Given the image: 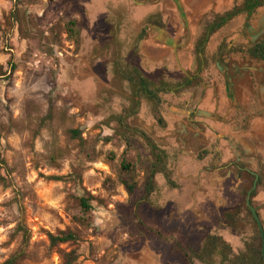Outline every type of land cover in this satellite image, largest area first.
<instances>
[{
  "label": "rangeland",
  "instance_id": "rangeland-1",
  "mask_svg": "<svg viewBox=\"0 0 264 264\" xmlns=\"http://www.w3.org/2000/svg\"><path fill=\"white\" fill-rule=\"evenodd\" d=\"M91 1L0 0V264H200L183 252L199 253L208 236L222 238L233 260L253 238L243 203L255 179L239 176L236 166L261 178L253 206L264 226V135L253 127L264 123V105L252 74L237 71L256 64L234 60L228 93L236 108L222 140L195 119L214 82L206 77L212 61L203 89L201 81L180 88L178 64L147 72L140 66L146 31L161 21L159 11L145 12L158 0H110L96 11ZM215 45L207 43L201 57L190 49L194 64L182 67L195 73ZM136 68L156 99L140 89ZM176 109L180 128L165 119ZM147 139L165 153L166 174L155 176L144 200L156 162ZM179 155L180 168L192 156L199 164L192 180H180ZM122 163L132 166L133 195L121 183ZM87 198L90 211L81 206ZM234 211L238 230L225 223ZM62 233L75 240L52 246L49 236Z\"/></svg>",
  "mask_w": 264,
  "mask_h": 264
},
{
  "label": "crops",
  "instance_id": "crops-1",
  "mask_svg": "<svg viewBox=\"0 0 264 264\" xmlns=\"http://www.w3.org/2000/svg\"><path fill=\"white\" fill-rule=\"evenodd\" d=\"M110 0H93L91 1L90 6L94 7V10H99L100 4L108 3ZM182 4L184 17L186 22L188 23L189 28V42L187 46L185 42L180 44V39H185L184 27L182 24L181 17H179L178 12L174 5V0H158L156 5H149L146 10V16L153 15L154 13H161V21L156 24L153 23L150 25V29L147 31V36L140 48L141 55V64L142 70L147 72L148 70L155 71L161 67L167 66V68L171 69L172 64H178L177 58L181 59L183 65L192 66L193 60L191 58H187V53L189 47H191L192 39L200 37V24L202 22H207L211 20L214 16L223 15L226 12L231 11L233 8H240L244 4V0H180ZM157 29H162L165 34H162ZM242 29V30H241ZM240 30L243 31V34L247 36L249 40L257 38L259 34L264 33V6L258 8L251 16H247L245 13H240L236 17H234L231 21H229L228 25L219 30L211 39L214 42V45L218 46V41L221 39L229 38L236 42L239 40ZM213 39H216L214 41ZM169 40H175L179 45H181L178 49L177 53L175 52L173 45ZM210 41V46H211ZM215 45V46H216ZM212 47V49L215 48ZM216 49V48H215ZM214 50L211 53L214 54ZM236 59V60H235ZM239 58H234L237 61ZM240 60V59H239ZM229 62V59L225 61ZM256 64L253 66L249 65H241L237 68V71L251 73L250 79L255 82L256 90H258V94L260 96L259 101L264 105V67L263 64ZM235 67L236 65L233 64ZM261 67V68H260ZM188 69V68H187ZM218 93V89H217ZM219 95V96H218ZM178 102H180V97L176 98ZM228 102L223 98L222 88L219 87V93L216 95V99L214 100L211 96V93L208 92L207 95L200 97L198 100V112L196 113L195 119L198 122L204 121L209 123L210 132L218 133L216 135L219 138H222L223 135L230 132L232 129L231 124H228V119H230V115H232V107L228 106L226 110L224 108ZM176 114L165 117L168 123L177 124L178 128H180V110L176 109ZM254 122L253 127L257 130L254 131L256 135H264L262 131L264 130V123L261 121L260 124H256ZM260 127V128H259ZM254 130V129H252ZM251 132H246V134H250ZM252 134V133H251ZM253 135V134H252ZM226 147H221V151L223 153L227 152ZM247 151L248 147L246 148ZM225 163V160H222ZM199 164L196 163V160H187L181 164L180 168V155L178 156V175L182 173L183 178L180 179L182 181L192 180L189 174H191Z\"/></svg>",
  "mask_w": 264,
  "mask_h": 264
},
{
  "label": "trees",
  "instance_id": "trees-1",
  "mask_svg": "<svg viewBox=\"0 0 264 264\" xmlns=\"http://www.w3.org/2000/svg\"><path fill=\"white\" fill-rule=\"evenodd\" d=\"M16 2L17 4L23 3L30 0H11ZM65 1V0H64ZM72 4L71 2L69 3ZM264 6V0H245L244 4L240 8H234L230 12L224 14L221 17H218L216 22L209 26L208 30L209 33H212L219 29L220 27L224 26L227 22L232 20L234 17L239 15L240 13H247L248 15L253 14L258 8ZM73 25V24H71ZM249 55L252 59L262 61L264 62V37L263 39L251 47L249 50ZM135 74L137 76V79L139 80V87L144 92V94L149 99H156V92L155 90L151 89V85L142 75L138 68L135 70ZM76 135L78 132H74ZM151 145L152 153L156 156V162H154L147 173V176L145 178L144 183V200L148 199L155 190V176L158 173H165L166 167H164V160L166 158V155L164 152L158 150L156 146H154L149 139H147ZM122 178L121 183L127 190L128 194L133 195L136 191L137 184L127 179V175H131L133 173L132 166L126 163H122ZM236 172L239 176H247L251 179H254V177L248 173L244 172V170L240 167L236 166ZM166 174V173H165ZM126 176V178H125ZM124 177V178H123ZM167 178V176H166ZM255 180V179H254ZM168 181H170V178H168ZM261 184V178L259 177V180L257 182V186ZM253 187V183L250 182L248 186H246V189L251 190ZM256 195V190H254L251 194V203H253V198ZM92 198L82 199L81 200V206L85 211H90L92 209L91 202ZM243 206L247 210V221L248 224L253 229V238L250 243L246 244V249L244 252L238 254L234 257L233 260L229 261L228 256V250L230 249L229 245L226 244L222 238L218 236H208L204 242L203 248L199 253L194 252L192 249H186L184 250L183 254L186 258V261L188 263H192L194 261H198L200 264H226L227 262H230L231 264H264L262 260L261 255V246L262 241L260 238V234L257 228V224L254 221L251 212L246 206V202L243 203ZM259 214V213H258ZM238 212H230L228 214H225V223L229 228H232L234 230H238L240 226V222L242 220L238 217ZM260 216V214H259ZM50 243L52 246H58L59 244H65L71 241L75 240V236L71 233H62L60 236H49ZM67 257L72 258V254H69ZM72 261H69L68 264H72ZM4 264H16V259L12 258L10 260H7Z\"/></svg>",
  "mask_w": 264,
  "mask_h": 264
},
{
  "label": "flooded vegetation",
  "instance_id": "flooded-vegetation-1",
  "mask_svg": "<svg viewBox=\"0 0 264 264\" xmlns=\"http://www.w3.org/2000/svg\"><path fill=\"white\" fill-rule=\"evenodd\" d=\"M226 13H228V12H226ZM245 14H247V13H245ZM223 15L214 16L211 20H209L207 22H202L200 24V31L199 32H200L201 35H200L199 38H193L192 39L191 47H189V49L187 50L188 51L187 54H190V49H193V51H195L199 55V57H201V55H204L206 44L207 43L209 44V42L211 41L212 37L219 30H221L223 27H225L229 23V22H227L224 26L220 27L216 31H214L212 33H209V30H208L209 26L211 24L213 25L216 22L217 18L221 17ZM251 15L247 14V16H251ZM158 23H156V24H158ZM241 30H240L241 34L239 35V40H237L236 42H234L233 40H230V43L228 44L227 47L225 45L226 43L223 42L225 39H223V40L221 39V44H219L218 48L215 50V53L213 55L211 54V56H210L211 58L210 59H207V57L205 58V56H204L203 60H201V65H200L201 67L199 66V69H197V71L195 73H190V70H191L190 68L186 69L187 70L186 71L185 68L182 67L183 63H182V61L180 59V61H179L180 66L186 72V73H184V71L180 68L182 70L183 74L185 75V78H184L185 79L184 80L185 84L180 85V88H188V87H191V86H195V84H198V82L201 81V88L203 89L205 87L204 86L205 84L204 83L202 84V81L205 79L204 71L207 70V69L209 71V64L212 61L213 62L214 72H210L209 74H206V77H207V75H210L212 77V79H213L212 81H214V82H212V85L209 86L208 89H206L205 95H207L208 92H210L212 98L215 100L216 99V95L219 93V87H221L222 88L223 98L228 102L229 106L232 105L231 104V98H230V95L228 93V89L230 87H233V82H234V79H235L233 74H232V72L230 71L231 68L232 69L236 68V66L233 67L234 66L233 65L234 64V58L237 57L240 60L246 59L248 61H253V63H258V64H263L264 65V62L258 61V60H254L249 55V50L251 49V47L254 46L255 44L259 43L263 39L264 33L257 35L258 37L255 38V39L249 40L247 38V36H245L243 34V31H241ZM209 38H210V40H209ZM240 38H243V41H241ZM184 42H185L184 38L180 39V44H182ZM244 42H245L247 47L244 46V47L240 48V50L239 49L238 50L235 49L236 48V44L239 45V43L243 44ZM180 50H181V47H180ZM223 55H227V59L224 58V60H223V66L224 67H220L219 66V61H220V59L222 58ZM189 56H191V54ZM228 59H229V62L226 63L225 61L228 60ZM192 60H193V64H194V59H192ZM208 71H206L205 73H207ZM226 73H227V75H226ZM217 89H218V93H217ZM235 108H236V106L235 107L233 106L232 110L234 111ZM250 174L253 175V176L257 175V174H254L252 172H250ZM258 180H259V177L257 178V182H258ZM255 181H256V176H255V180L253 182V186H254ZM257 182H256V188H257Z\"/></svg>",
  "mask_w": 264,
  "mask_h": 264
},
{
  "label": "water",
  "instance_id": "water-1",
  "mask_svg": "<svg viewBox=\"0 0 264 264\" xmlns=\"http://www.w3.org/2000/svg\"><path fill=\"white\" fill-rule=\"evenodd\" d=\"M174 5H175V8H176V10L178 12L179 17H181V20H182V24H183L184 32H185V45L187 46L190 37H189L188 23L186 22V19L184 17L183 7H182V4L180 3V0H174ZM149 29H150V27L148 28V30ZM157 30L159 32H161L162 34H165L162 29H157ZM169 41L171 42L175 52L177 53V51L181 47V45H179L175 40H169ZM177 61H178L179 67L183 70V68L180 66L178 58H177ZM184 73H186V72L184 71ZM255 176H256V181L254 183V186H253L252 190H250L248 192V194H247L246 205H247L249 211L251 212V215H252L254 221L257 224V228H258V231H259V234H260V238H261V241H262L261 255H262V260H263V263H264V226H263L262 220H261V218H260V216H259V214L257 212V209L251 203V193L256 188V182H257V178H258L257 175H255Z\"/></svg>",
  "mask_w": 264,
  "mask_h": 264
}]
</instances>
